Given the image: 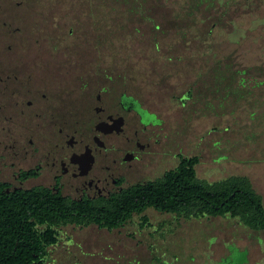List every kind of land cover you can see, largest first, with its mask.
Masks as SVG:
<instances>
[{
    "label": "flooded vegetation",
    "instance_id": "flooded-vegetation-1",
    "mask_svg": "<svg viewBox=\"0 0 264 264\" xmlns=\"http://www.w3.org/2000/svg\"><path fill=\"white\" fill-rule=\"evenodd\" d=\"M156 1V6L146 1L144 9H139L148 27L156 30L160 27L159 23L153 24L152 9L164 12L159 20L172 25L176 21L192 24L189 29L180 31L168 29L159 33L155 30L167 38L166 44L179 41L180 46L173 50L165 48L155 57H150L144 49L137 53L147 68L143 69L144 77L136 86L129 68L122 67L117 61L119 53L111 48L105 53L99 51L88 63L81 61L85 57L79 47L75 48L76 60L70 57L68 47L60 52L64 58H56L49 47L22 46L23 39L20 45L0 46V194L42 187L71 202L99 203L98 210L118 199L116 203L122 204L114 210L125 211L128 207L124 205L132 196L136 201V192L130 189L158 180L166 182L170 174L177 179L185 162H193L195 177L210 184L231 176L248 177L229 174L209 180L199 176L196 166L201 162L202 147L209 146L213 127L207 130V142L199 150L198 140H203L204 135L197 137L196 129L191 127L193 133L187 139L179 126L183 109L196 98L194 72L206 73L208 79L214 81V37L236 35L240 27L235 25L234 18L245 9L247 1L217 0L216 3L208 0L204 16L192 0L189 6L183 0L176 1L174 6L179 9L174 14L164 10L167 3L163 2L167 0ZM17 2L19 5L20 1ZM261 13L264 25V11ZM226 21H233L232 29H228ZM197 22H205V29H199ZM220 22H225V26ZM2 33L0 37L5 36V32ZM112 59H116V63ZM255 64L257 69H262L264 62ZM240 74L245 76L246 71ZM228 75L234 77L230 72ZM241 83L244 85L246 78H241ZM255 85L262 89L264 78L256 80ZM151 209L160 214H173L177 219L229 217L243 224L238 216L229 212L187 218L176 211H161L148 205L139 212H132L119 226L108 227L95 222L60 224L56 227L57 239L47 245L46 254L29 264H182L178 258L179 243L168 254L165 250L157 253L154 243L135 236L131 238L134 241L129 240L132 241L129 246L125 243L126 247L120 249L116 240L91 237L88 232L75 237L66 230L70 227L86 231L95 227L110 233L125 227L136 216L139 232L153 227L148 236L164 238L165 224L153 226L148 213ZM136 246H142L144 251L136 252ZM187 249L188 259L194 260L195 249ZM242 252H245L244 260H240ZM246 254V250L231 247L230 255L217 264H245Z\"/></svg>",
    "mask_w": 264,
    "mask_h": 264
},
{
    "label": "rangeland",
    "instance_id": "rangeland-1",
    "mask_svg": "<svg viewBox=\"0 0 264 264\" xmlns=\"http://www.w3.org/2000/svg\"><path fill=\"white\" fill-rule=\"evenodd\" d=\"M17 1H20L19 5ZM146 1L150 2L152 7L158 2L156 0H0V34L5 32V36L0 37V46L20 45L23 39L22 46L49 47L55 52L56 58H64L65 56L60 52L63 47H68L70 57H75L76 60L78 59L75 56L77 55L75 48L79 47L85 57L81 61L88 63L92 62L99 51L105 53L106 49L111 48L119 53L117 61L122 63V67L129 68V74L135 78L132 83L136 86L144 77H142L143 69L147 68L144 61L139 60L137 53L144 49L149 52L150 57H155L165 48L173 50V47H179V41L176 44L173 42L166 44L164 41L167 38H163L159 30L180 31L189 29L192 24L176 21L172 25L170 22L159 20L164 12L158 13L152 9L150 13L155 16L153 24L159 23L160 27L157 30L153 26L148 27L147 21L143 20L139 11L144 9ZM176 1L178 2V0L163 2L167 3L164 10L174 14L179 9L174 6ZM183 1L187 6L190 5V0ZM192 1L198 4L199 13L204 16L208 0ZM246 1L245 9L239 11L238 17L234 18L235 25L240 27L236 35L231 38L222 35L214 37L212 42L214 81L209 80L210 77L208 79L206 73L194 72L192 82L195 86L196 98L183 109L179 126L187 139L193 133L191 127L196 129L197 137L204 135L203 140H198L199 150L201 145L207 142L205 139L207 130L213 127L208 139L209 146L202 147L201 162L196 166L199 176L212 180L229 174H245L251 179L256 191L262 195L264 202V86L262 89L254 86L256 80L264 78V65L262 69H257L255 64L264 62V25L261 21L264 0ZM47 13H51L52 17L49 18L50 15L47 16ZM36 22L38 23L35 26ZM224 23L219 24L223 27L227 24L228 29H232L233 21H228L225 25ZM197 24L199 29L206 27L205 22H197ZM35 39H38L37 43L34 42ZM157 46L159 50H156ZM113 59L112 62L116 63V59ZM244 70L245 76L240 74ZM229 72L234 75L233 78L229 77ZM243 77L246 78L244 85L241 83ZM148 213L153 226H157L158 223L165 224L164 238L160 239L157 235L148 236L153 231V227L139 232L136 216L125 227L110 233H103L95 227L86 231L70 227H66V230L75 237H82L83 233L88 232L91 237L116 240L121 245L120 249L125 243L129 246L134 241L131 238L135 236L154 243L158 249L157 253L165 250L168 254V251L179 243L178 249L181 251L178 258L181 259L182 264H195V261H200L201 264H217L223 257L230 255L231 247L246 250L245 264H264V230L249 229L235 218L229 217L186 220L177 219L173 214H160L152 209ZM187 247L195 249V261L188 259ZM135 251L143 252L144 248L136 246Z\"/></svg>",
    "mask_w": 264,
    "mask_h": 264
},
{
    "label": "trees",
    "instance_id": "trees-1",
    "mask_svg": "<svg viewBox=\"0 0 264 264\" xmlns=\"http://www.w3.org/2000/svg\"><path fill=\"white\" fill-rule=\"evenodd\" d=\"M192 164L183 163L177 179L170 174L166 182L158 180L134 186L130 190L136 192V201L132 196L124 205L128 207L125 211L114 210L122 204L116 203L118 199L98 210L99 203L71 202L42 187L1 193L0 264H29L43 256L47 245L57 239L56 227L60 224L95 222L108 227L119 226L132 212H139L148 205L161 211H176L187 218L229 212L251 229H264L262 197L248 177L231 176L210 184L195 177ZM240 256V260H244L245 252Z\"/></svg>",
    "mask_w": 264,
    "mask_h": 264
}]
</instances>
